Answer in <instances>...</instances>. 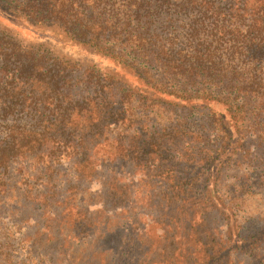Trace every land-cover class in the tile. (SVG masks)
Wrapping results in <instances>:
<instances>
[{
  "label": "trees",
  "instance_id": "obj_1",
  "mask_svg": "<svg viewBox=\"0 0 264 264\" xmlns=\"http://www.w3.org/2000/svg\"><path fill=\"white\" fill-rule=\"evenodd\" d=\"M15 111L33 128L17 121L5 128L0 174L10 160L39 164L60 151L78 180L96 176L97 153L113 170L135 168L148 205L163 210L121 211L140 227L141 244L150 227L161 231L156 251L150 238L144 252L156 257L151 262L169 264L176 240L183 264H240L222 255L233 238L239 253L246 244L264 252L239 229L225 236L210 224L215 203L232 209L220 190L228 169L257 162L264 187V0H0V121ZM159 111L186 116L161 128L134 121ZM194 114L200 135L191 138ZM111 128H135V135L113 140ZM252 148L260 149L258 158ZM131 179L112 189L119 204L131 203ZM74 197L64 199L65 212L76 211ZM54 199L48 188L24 200L47 210ZM76 212L70 254L114 264L110 250L94 246L110 234L104 227L92 238L101 219L90 223L89 214ZM258 259L264 264V255Z\"/></svg>",
  "mask_w": 264,
  "mask_h": 264
},
{
  "label": "rangeland",
  "instance_id": "obj_2",
  "mask_svg": "<svg viewBox=\"0 0 264 264\" xmlns=\"http://www.w3.org/2000/svg\"><path fill=\"white\" fill-rule=\"evenodd\" d=\"M73 76L77 75L74 74ZM72 92L75 93V96H82L84 93V91L81 93L78 88H74ZM135 107L138 108L137 105ZM22 114L15 111L9 118L0 121V149L5 138V128L10 125V122L17 121L21 127L33 128L30 119L25 115L22 116ZM166 114L159 111L147 117L139 115L137 116L138 119L134 121L150 125L156 122L157 126L154 128H161L173 126L177 122H181L186 116L185 112L173 116ZM188 122L190 123L188 136L195 138L200 135L197 133V128H200L197 122V114H194ZM149 128L153 129L152 126ZM134 129L132 128L128 133H123L121 130L116 132L111 128L110 136L113 137V140L129 139L135 135ZM212 140L211 138L210 141ZM52 146V143L48 144L45 150H51ZM114 146L116 147V145ZM182 148L188 149L189 147L182 146ZM115 152L117 151L114 150L113 153ZM251 153L257 158L261 154L259 148H252ZM62 154L60 151L57 154V159L48 162L46 160L39 164L34 160H10L6 169L1 172L0 264H102L100 263L102 256L97 257L89 253L83 256L80 253L77 255L70 254L71 247L68 234L72 231L73 219L77 217L76 211L89 214L86 216V220H90V223L95 222L98 218L101 219L98 227L100 232L98 230L92 238L94 236L96 238L97 234L100 235L104 227L109 230L110 234L107 235V238L97 240L94 246L103 250H110L112 256L110 257L114 264H142V260L145 261L144 264H159L154 261L151 262L156 259L154 255H148L147 258L144 252H146L150 238L153 240V249L156 251L155 245L163 241L161 231L158 228L150 227L147 238H144L141 244L136 238L140 233V227L128 223L121 211L126 206L129 207L128 209H133V213L153 212L151 214L155 215L156 212L159 213L163 210L148 205L151 196L146 194L145 187L141 183L142 175L135 168L124 170L119 164H116V169L113 170L112 165H108L109 160L104 158L101 162L97 153L98 169L96 176L91 180H78L73 173V160L64 157ZM73 159L76 160L77 157H73ZM257 167H259L258 163L255 162L250 166H246L245 163L242 168L228 169L230 171L226 174L222 186L224 189L220 186L223 193L221 191L220 193L224 197H229L226 201L229 204L231 202L232 205L229 206L232 209L222 210L221 203L218 202L219 206H216L215 203L214 207L217 214L212 215L210 224L214 230L225 236L235 234L239 229V232L247 236L248 239L251 238L249 241L252 239L259 240L263 243L261 246L264 247V187L259 182L261 180L259 177L260 169ZM190 169L193 170L194 167H190ZM46 170L51 171L49 175L54 177L52 180L47 181ZM131 178L135 180L131 203L129 205L119 204L112 199L114 196L112 189L115 184L120 186L129 184ZM47 182H50L49 186H46ZM48 188L49 193L55 195L54 202L49 209L42 210L37 206L39 203L33 204L29 200H24L28 195H43ZM72 195H75L72 201H74L76 211L74 213L65 212L66 207L62 203L66 197ZM79 202L81 203L77 207ZM143 221L148 223V220ZM85 231L89 232V229ZM177 236H180V232L177 233ZM222 240L225 241V237L222 236ZM170 243H167L168 247ZM181 244L183 243L176 240L174 246L169 247L168 253L173 255L172 258L168 259L169 264H183L178 256ZM236 244L233 238L231 245H227L228 247L226 246L227 248L222 253L223 256H228L233 263L238 261L240 264H258V258L264 255L263 250L254 247L249 248L248 244L243 245V252L239 253L235 250L238 246ZM175 248L177 251L174 253ZM254 249L259 252V255Z\"/></svg>",
  "mask_w": 264,
  "mask_h": 264
}]
</instances>
